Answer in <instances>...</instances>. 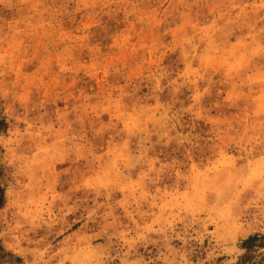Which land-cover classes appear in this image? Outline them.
<instances>
[{
  "label": "rangeland",
  "instance_id": "1",
  "mask_svg": "<svg viewBox=\"0 0 264 264\" xmlns=\"http://www.w3.org/2000/svg\"><path fill=\"white\" fill-rule=\"evenodd\" d=\"M0 264H264V0H0Z\"/></svg>",
  "mask_w": 264,
  "mask_h": 264
}]
</instances>
